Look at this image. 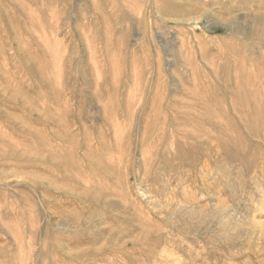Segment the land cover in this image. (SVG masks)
Segmentation results:
<instances>
[{
  "label": "rangeland",
  "instance_id": "374dc122",
  "mask_svg": "<svg viewBox=\"0 0 264 264\" xmlns=\"http://www.w3.org/2000/svg\"><path fill=\"white\" fill-rule=\"evenodd\" d=\"M0 264H264V0H0Z\"/></svg>",
  "mask_w": 264,
  "mask_h": 264
}]
</instances>
